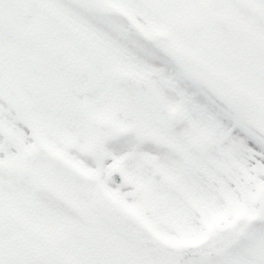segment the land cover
Masks as SVG:
<instances>
[{
    "label": "snow or ice",
    "instance_id": "1",
    "mask_svg": "<svg viewBox=\"0 0 264 264\" xmlns=\"http://www.w3.org/2000/svg\"><path fill=\"white\" fill-rule=\"evenodd\" d=\"M0 264H264V0H0Z\"/></svg>",
    "mask_w": 264,
    "mask_h": 264
}]
</instances>
